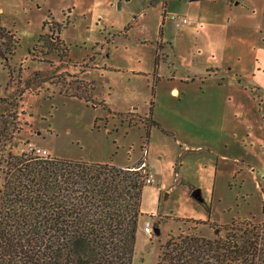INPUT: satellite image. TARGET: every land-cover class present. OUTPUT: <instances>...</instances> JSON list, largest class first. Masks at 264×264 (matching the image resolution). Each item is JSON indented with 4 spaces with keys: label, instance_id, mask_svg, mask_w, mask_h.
Wrapping results in <instances>:
<instances>
[{
    "label": "rangeland",
    "instance_id": "374dc122",
    "mask_svg": "<svg viewBox=\"0 0 264 264\" xmlns=\"http://www.w3.org/2000/svg\"><path fill=\"white\" fill-rule=\"evenodd\" d=\"M149 2L0 0L17 40L0 57V160L33 147L123 167L145 151L154 181L132 264H156L180 231L215 240L264 224V0H166L163 21ZM84 91L89 102L64 96Z\"/></svg>",
    "mask_w": 264,
    "mask_h": 264
},
{
    "label": "trees",
    "instance_id": "16d2710c",
    "mask_svg": "<svg viewBox=\"0 0 264 264\" xmlns=\"http://www.w3.org/2000/svg\"><path fill=\"white\" fill-rule=\"evenodd\" d=\"M149 3L161 4L163 21L166 0ZM46 38L41 35L39 44L45 45ZM0 40V57L12 56L17 40L1 24ZM57 54L67 57L68 52ZM80 82L86 90L87 82ZM88 85L94 91L93 82ZM89 95L64 96L89 102ZM144 122L159 127L151 119ZM18 154L0 160V264H132L146 186L140 171ZM224 230L215 240L202 238L195 229L169 235L156 264H264V224L233 222Z\"/></svg>",
    "mask_w": 264,
    "mask_h": 264
},
{
    "label": "built area",
    "instance_id": "2783aa9c",
    "mask_svg": "<svg viewBox=\"0 0 264 264\" xmlns=\"http://www.w3.org/2000/svg\"><path fill=\"white\" fill-rule=\"evenodd\" d=\"M171 18L174 20H177L176 17H174V16H172ZM178 21L182 22V23L186 22L185 19H183V18L178 19ZM30 151L33 154L38 155V156H44L46 153L45 151H42L39 149H34L33 147H30ZM132 169L136 170V171H140L142 173L144 181L146 184L153 183V181H154L153 172L145 161V151L143 152L140 160L132 165ZM143 230L148 234H150L152 232L151 227H150L149 223H147V222L144 224Z\"/></svg>",
    "mask_w": 264,
    "mask_h": 264
},
{
    "label": "water",
    "instance_id": "95a60500",
    "mask_svg": "<svg viewBox=\"0 0 264 264\" xmlns=\"http://www.w3.org/2000/svg\"><path fill=\"white\" fill-rule=\"evenodd\" d=\"M192 196L197 199L199 197V191H195ZM154 231L157 232L158 229H154Z\"/></svg>",
    "mask_w": 264,
    "mask_h": 264
},
{
    "label": "crops",
    "instance_id": "0c3cea01",
    "mask_svg": "<svg viewBox=\"0 0 264 264\" xmlns=\"http://www.w3.org/2000/svg\"><path fill=\"white\" fill-rule=\"evenodd\" d=\"M126 1H129V0H126ZM181 24H185V23H182V22H180ZM160 44V43H159ZM89 70H92V68L91 69H88L87 70V72L89 71ZM86 73V72H85ZM174 93H175V91L176 90H172ZM133 110H135V109H133ZM134 112V111H133ZM137 112V111H136ZM130 166H132V165H130ZM123 167H128V166H123ZM152 170V169H151ZM152 172H153V170H152Z\"/></svg>",
    "mask_w": 264,
    "mask_h": 264
}]
</instances>
